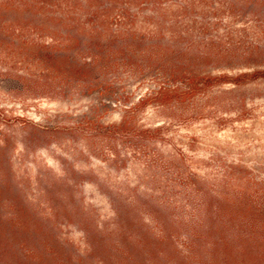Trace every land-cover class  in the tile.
I'll return each instance as SVG.
<instances>
[{
	"label": "rangeland",
	"instance_id": "374dc122",
	"mask_svg": "<svg viewBox=\"0 0 264 264\" xmlns=\"http://www.w3.org/2000/svg\"><path fill=\"white\" fill-rule=\"evenodd\" d=\"M39 1L0 0V27L22 30L17 50L34 34L27 13ZM254 1L67 2L97 11L100 27L138 36L142 48L113 77L132 107L159 84L180 85L183 72L203 79L264 70V1ZM183 98L129 110L137 128L164 130L151 142L126 139L112 128L124 105L72 93L37 64L0 59V264H214L194 247V220L258 204L264 80L202 81Z\"/></svg>",
	"mask_w": 264,
	"mask_h": 264
},
{
	"label": "trees",
	"instance_id": "16d2710c",
	"mask_svg": "<svg viewBox=\"0 0 264 264\" xmlns=\"http://www.w3.org/2000/svg\"><path fill=\"white\" fill-rule=\"evenodd\" d=\"M54 1L58 4L52 6L47 0H40L37 8L29 9L27 20L31 25L29 29L34 34L29 33L20 50L16 49L13 41L16 42V37L18 41L21 39L19 34L22 30L13 23L6 28L0 27V59L8 65L17 61L37 64L46 73L58 76V80L72 93L80 96L97 94L102 101H116L124 105L126 111L120 122L112 127L115 135L126 139L136 138L138 135L139 139L148 142L157 140L164 127L137 128L129 110L145 105H167L180 98L184 99L183 96L193 93L194 86H199L202 81L205 86H239L259 79L264 80V70H252L235 77L208 75L203 79H198L200 77L194 76L193 72H183L180 74V85L159 84L155 90L139 97L134 106L128 107L125 104L127 102L117 96L113 77L118 69L128 67L132 61V53L142 48L135 41L138 36L130 30L114 31L103 25L100 27L96 22L98 13L90 12V7L86 11L83 8L77 10L68 0ZM143 1L156 3L158 0ZM257 1L263 3L264 0H255L253 3ZM18 10V7L13 8L14 12ZM113 22L116 27L122 24H119L120 16L113 18ZM103 23L107 24L106 16L103 17ZM7 32H10L12 42ZM43 33H47L49 41L42 40ZM31 36H36V39L30 38ZM18 44H21V40ZM24 49V52L18 54ZM144 55L152 59L153 51ZM249 55L250 58H246L252 59L253 55ZM182 88L185 92L181 93ZM254 190L258 200L255 206L240 204L224 218L204 216L194 220V247L209 251L214 264H264V182ZM124 214L121 208H116L115 215L118 220H122ZM158 226L161 230L164 229V224Z\"/></svg>",
	"mask_w": 264,
	"mask_h": 264
}]
</instances>
